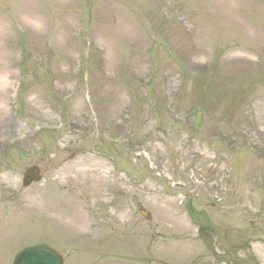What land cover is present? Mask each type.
Wrapping results in <instances>:
<instances>
[{
	"label": "rangeland",
	"instance_id": "374dc122",
	"mask_svg": "<svg viewBox=\"0 0 264 264\" xmlns=\"http://www.w3.org/2000/svg\"><path fill=\"white\" fill-rule=\"evenodd\" d=\"M39 242L264 264V0H0V264Z\"/></svg>",
	"mask_w": 264,
	"mask_h": 264
},
{
	"label": "water",
	"instance_id": "95a60500",
	"mask_svg": "<svg viewBox=\"0 0 264 264\" xmlns=\"http://www.w3.org/2000/svg\"><path fill=\"white\" fill-rule=\"evenodd\" d=\"M40 175L38 169L32 167L23 175V186L38 182ZM12 264H62L61 257L46 245L39 244L22 249L14 258Z\"/></svg>",
	"mask_w": 264,
	"mask_h": 264
}]
</instances>
